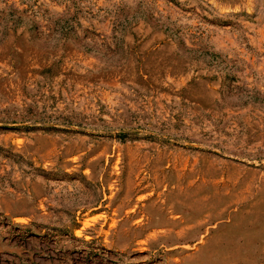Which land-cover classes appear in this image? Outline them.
<instances>
[{
  "label": "rangeland",
  "instance_id": "rangeland-1",
  "mask_svg": "<svg viewBox=\"0 0 264 264\" xmlns=\"http://www.w3.org/2000/svg\"><path fill=\"white\" fill-rule=\"evenodd\" d=\"M0 264H264V0H0Z\"/></svg>",
  "mask_w": 264,
  "mask_h": 264
}]
</instances>
